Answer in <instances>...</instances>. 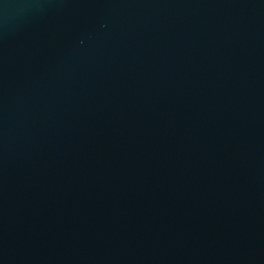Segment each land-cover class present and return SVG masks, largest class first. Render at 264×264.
Wrapping results in <instances>:
<instances>
[{
	"label": "water",
	"instance_id": "water-1",
	"mask_svg": "<svg viewBox=\"0 0 264 264\" xmlns=\"http://www.w3.org/2000/svg\"><path fill=\"white\" fill-rule=\"evenodd\" d=\"M0 264H264V0H0Z\"/></svg>",
	"mask_w": 264,
	"mask_h": 264
}]
</instances>
